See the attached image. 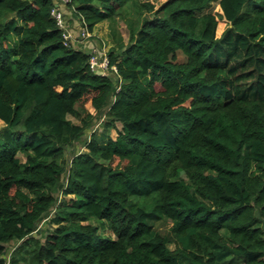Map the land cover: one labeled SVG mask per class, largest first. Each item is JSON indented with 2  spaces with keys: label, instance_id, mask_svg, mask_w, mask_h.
I'll use <instances>...</instances> for the list:
<instances>
[{
  "label": "trees",
  "instance_id": "trees-1",
  "mask_svg": "<svg viewBox=\"0 0 264 264\" xmlns=\"http://www.w3.org/2000/svg\"><path fill=\"white\" fill-rule=\"evenodd\" d=\"M66 5L110 22L116 78L58 1L0 0V264H264V0Z\"/></svg>",
  "mask_w": 264,
  "mask_h": 264
},
{
  "label": "rangeland",
  "instance_id": "rangeland-1",
  "mask_svg": "<svg viewBox=\"0 0 264 264\" xmlns=\"http://www.w3.org/2000/svg\"><path fill=\"white\" fill-rule=\"evenodd\" d=\"M59 3V7L61 8V12L64 18L65 22V27L68 28L71 33H72V43L80 48H86L85 46L87 44L93 43L94 46H100L102 45L103 48L107 49L109 51V49L112 46V37H111V29H110V22L109 21H103L101 23H99L96 28L94 29L93 32H91V35L89 36H83L82 33V28L83 25L82 23L79 21L78 18H76L72 12L67 8L66 2L68 0H56ZM153 2H155L157 5L161 4L162 2H164L165 0H152ZM207 11H213V12H221V7L218 1H215L212 3V5L207 9ZM227 22L226 19H220V29L218 32V35H220L222 33V31L224 30V28L226 27ZM120 29L124 35V37L126 39H128V31L126 28V24L124 23L123 20H120ZM112 76H114L116 78V74L111 72L110 73ZM158 88H161V84L157 85ZM88 107L90 109H93L92 105H90V103H88ZM70 118L73 119L74 121H78V119L72 115H70ZM4 124L3 120L0 119V126H2ZM95 131L97 133V135H102L104 133V129L102 128V119H96L92 132ZM110 135H112L113 137H116L118 134V130L117 129H112L109 131ZM90 134V132H88L84 138L80 139L79 141H76L73 145L69 146L66 152V158L68 161H70L73 156L75 154H77L80 151L85 150V137H87ZM67 176H65L66 179ZM73 195H64L63 193L59 192V198L60 199H70L72 198ZM55 209L49 214L48 217H46L44 220H42L39 224L38 229L34 232V235L37 237H40L42 240L45 239V236L49 233L50 230H52L55 227V224L51 222L52 217L54 216ZM94 224H99L98 220H92L91 221ZM172 225L171 222L165 223L162 221H159L158 224H156V226L162 231V232H168L170 226ZM100 232L105 233L107 235H111L113 237H115V233L113 231V229L110 226L109 222H106L105 227H101L100 228ZM18 242L13 241L10 244V248H11V253L14 250V248L17 246ZM171 247H174L175 244L171 243L170 244ZM9 254H5L4 257H8Z\"/></svg>",
  "mask_w": 264,
  "mask_h": 264
},
{
  "label": "built area",
  "instance_id": "built-area-1",
  "mask_svg": "<svg viewBox=\"0 0 264 264\" xmlns=\"http://www.w3.org/2000/svg\"><path fill=\"white\" fill-rule=\"evenodd\" d=\"M52 13L58 19V23L65 29L64 32L65 43H70V42L72 43L73 36L71 31L65 27V22L62 12L59 10V8H57V9H53ZM82 25H83L82 28L83 36L91 35V31L88 29L87 25L85 24ZM108 53H109L108 50L103 48L102 45L100 46L95 45L91 47L90 66L93 71L100 73L101 75H107L110 73L111 68H110V58ZM113 67L116 70V67L115 66ZM7 258H8L7 261L9 262L10 255Z\"/></svg>",
  "mask_w": 264,
  "mask_h": 264
}]
</instances>
